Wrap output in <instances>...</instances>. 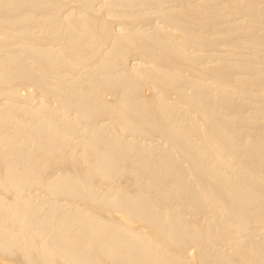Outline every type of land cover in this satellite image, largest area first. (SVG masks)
<instances>
[{
	"label": "bare ground",
	"instance_id": "obj_1",
	"mask_svg": "<svg viewBox=\"0 0 264 264\" xmlns=\"http://www.w3.org/2000/svg\"><path fill=\"white\" fill-rule=\"evenodd\" d=\"M0 264H264V0H0Z\"/></svg>",
	"mask_w": 264,
	"mask_h": 264
}]
</instances>
